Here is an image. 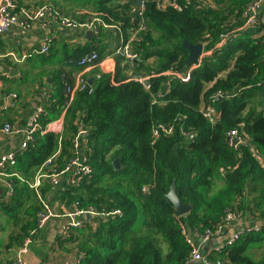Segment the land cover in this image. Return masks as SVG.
<instances>
[{
  "label": "trees",
  "instance_id": "1",
  "mask_svg": "<svg viewBox=\"0 0 264 264\" xmlns=\"http://www.w3.org/2000/svg\"><path fill=\"white\" fill-rule=\"evenodd\" d=\"M117 1L38 2L75 21L92 17L89 9H96L110 25H100L93 40L76 48L69 70L60 71L61 105L69 99L64 89L83 67L81 57L95 52L97 63L102 52L97 43L113 30L109 41L117 58L114 82L103 76L90 93L75 92L64 112L66 131L58 134L62 163L70 157L79 124L86 130L90 173L79 184L68 185L69 200L80 207L121 211L95 228L86 224L69 234L67 240L81 255L80 264H194L189 263L188 231L198 235L213 231L228 210L262 224L250 225L253 228L234 243L217 250L219 243L202 254L215 264H264V3L255 22L247 25L251 15L247 8L258 0H195L197 4L177 0L181 10L171 0H153L143 4L141 15L132 12L131 4ZM184 40L201 43L210 52L197 58L188 80L172 78L165 87L162 73L188 71ZM221 40L225 42L219 45ZM53 42L49 53L54 51ZM127 42L139 57L136 72L148 76L149 88L122 72L117 50ZM45 118L43 114L40 121ZM158 125L172 130L154 137L152 130ZM231 129H237L245 142L228 145ZM58 136H41L48 145L43 158L53 153ZM32 152L31 144L19 157L20 168L39 163ZM114 159L119 160L118 168ZM172 181L181 202L191 206L187 214L177 215L166 197ZM14 188V196L1 204V210L15 224L25 213L27 217L18 232L8 235L5 248L21 244L39 210L36 200L22 209L28 188L25 184ZM21 209L25 213L19 215ZM227 231L217 239H225Z\"/></svg>",
  "mask_w": 264,
  "mask_h": 264
},
{
  "label": "crops",
  "instance_id": "2",
  "mask_svg": "<svg viewBox=\"0 0 264 264\" xmlns=\"http://www.w3.org/2000/svg\"><path fill=\"white\" fill-rule=\"evenodd\" d=\"M137 1L140 0H118L117 3L121 5L129 3L134 7H132L133 13L138 14V11H141L142 14L141 4L138 5ZM38 2L40 0H16L14 11L21 22L29 20L28 15L40 6ZM195 3L197 4V1ZM89 10L92 17L83 20L76 19V21L81 23L90 22L91 25L88 28L69 29L64 28L61 24H42L38 21L31 24L30 28H24L22 24H16L0 35V155L13 152L16 156L14 164H8L3 168L5 177L0 178V264H8L18 257V246L5 248V244L9 238L8 235L18 232L23 223V218L27 217L25 210L22 209L30 208L34 200L38 203L39 210L36 212L33 227H35L37 222L38 214L45 211L46 207L53 212L54 216L50 217L47 223L34 236L27 251L22 255L23 264H67L77 258L81 260V255L75 249L74 244L67 240L74 228L70 229L68 233L65 232L64 225L68 219H63L60 216V214L69 213L77 207L75 202L69 200L67 192L69 190L68 185L77 184L72 181L76 176L74 172L62 173L55 180H52L49 176L56 172H61L74 157L81 160L82 157H85V150L87 149V142L84 137L86 130L82 124H79L78 131L72 139L69 151L70 157L62 163L58 160L63 148L61 136H58V134H63L66 131L67 121L64 120V112L71 100V98L68 99L65 105H61L57 101L60 94H62L61 85L59 84L60 71L69 70L70 66L68 64L76 55V48L85 45L88 40H93L99 32L98 28L100 25L110 26L103 23L101 19L103 12L92 8ZM107 29L105 28V30ZM86 31H91L93 35L86 37ZM111 31L109 30L106 33L105 41L97 43L98 48L102 49L101 58L98 59V62L91 67L86 68L85 66L81 72L79 70V74L86 78L91 87L97 85V82L103 76L114 82L113 77L115 76L117 64L115 59L117 61V58H115L114 51L111 52L114 46L109 41L112 38ZM113 34L118 37L117 33ZM47 39L54 41L52 44L54 46L53 53L42 54L44 55L43 57L38 53H33ZM124 46H128L130 50L127 42L117 52L122 56L120 64L125 77L127 79L144 77L147 80L148 76L139 75L136 72L138 64H135V62L139 60L138 55L136 54V59L129 60L123 53ZM130 52L132 51L130 50ZM209 52L203 49L202 54L198 58H202ZM150 59L152 58L150 57L148 61ZM195 64L196 62L191 65ZM126 65L127 67L125 68ZM46 70L47 72L41 74ZM52 70L55 72H51ZM57 71L58 84H55ZM64 92H66V89H64ZM257 108L260 109V107ZM43 114H46V118L41 122L40 117ZM34 118L40 124L42 131L34 134L33 139L30 142H26V148L22 149V143L27 140L26 131L31 126ZM6 125L10 127V132L8 133L2 131V128ZM81 130L85 132L81 134ZM47 133L57 135L58 141L52 151L53 153L43 158V150L47 151L48 145L41 136ZM37 134V141L33 143ZM31 144L34 147L32 154L39 159V163L22 169L18 164L19 157L25 153ZM15 179L19 181L16 185ZM8 184H10L11 190ZM22 184H25L28 189L22 195V209L19 215L23 212L25 214L18 224H15L16 221L14 222L9 214L1 210V204L14 196V186L21 187ZM84 217H82L84 225L89 224L93 228L100 222L106 221V218H102L99 221L89 216H86L88 219ZM256 222L260 221L237 215L228 228L227 235ZM188 236L192 243L198 246L201 253L216 247L219 243L223 244L225 242V236L219 239L213 238L208 242L202 241V235L191 233L190 231H188ZM194 264L199 263L194 262Z\"/></svg>",
  "mask_w": 264,
  "mask_h": 264
},
{
  "label": "built area",
  "instance_id": "3",
  "mask_svg": "<svg viewBox=\"0 0 264 264\" xmlns=\"http://www.w3.org/2000/svg\"><path fill=\"white\" fill-rule=\"evenodd\" d=\"M142 5L140 9L142 10L143 4L146 2H150L153 0H141ZM185 3H190L189 0H184ZM177 0H171V3L178 8V10H181V5L176 3ZM264 3V0H258L253 3H251L247 11L251 14L246 24L251 25L255 22V14L260 10L259 8ZM16 7V0H0V35H2L4 32L8 31L12 26L16 24H22L24 28H30L31 24L40 21L42 24H61L64 28H75V29H84L88 28L91 24L89 23H81L77 22L75 20H72L67 17L60 16L56 11H54L51 6L47 4L40 5L33 13L29 14V20L24 22L20 21L17 13H15L14 9ZM138 15H141V11H138ZM31 20V21H30ZM30 21V23H29ZM141 28L144 27L143 25L140 26ZM51 39H47L44 44L40 46L38 50H34L33 53L38 54H47L49 45H50ZM222 41L219 45L222 44ZM123 53L129 60H134L137 58L136 54L130 52L128 46H124ZM96 58V54L94 52L90 54H86L80 59V64L82 69L87 67L94 66L93 64H96L95 61H93ZM196 65H191L189 67L187 72L177 73L175 74L176 79H180L181 81H186L189 78V70L190 68H194ZM81 69V70H82ZM80 70V72H81ZM78 72L75 76L74 82L71 85L66 86V93H68L69 99L72 98L73 94L77 91H83L87 90L88 93L92 91V87L88 84L86 78L82 76V74H79ZM136 80L139 82L145 84L146 88H149V85L147 84V81L144 77H139ZM212 110H209L206 115H209ZM163 130L165 134H169L172 130L171 126H162L158 125L153 128L152 134L154 137H157L160 134V131ZM2 131L8 133L10 132V127L8 125L4 126L2 128ZM38 131H42L40 124L36 121V118H34L33 122L31 123V126L26 131L27 140L22 143V149L26 148V142H30L33 139V135L36 134ZM85 131L81 130L80 133L83 134ZM234 139H236V142H234ZM244 139L239 133L237 129H231L227 133V143L230 146L235 147L238 144L244 143ZM251 149H253L251 147ZM16 160V156L13 152H8L6 154L0 155V178L5 177V173L3 172V168L8 164H14ZM66 172H74V175L76 178L72 180L73 182L79 184L85 176H87L90 173V168L88 164L86 163L85 157H82L81 160H79L77 157H74L70 160V162L65 166L64 169H62L61 172H56L54 174H51L49 177L52 180H55L59 175H62V173ZM76 184V185H77ZM10 190L11 186L8 184ZM77 204V203H76ZM121 214V211L119 209L116 210H105V209H98L94 206H84L80 207L77 205L72 211L69 213L60 214V216L63 219H68V221L64 225V231L69 232L72 228H82L84 226V222L82 220L83 216H89L91 218L100 217V218H108L110 216ZM54 216L53 212L49 208L46 207L45 211H42L38 214L37 222L35 224V227L31 228L21 244L18 246V257L16 260H13L9 262L8 264H23L24 261L22 259V255L25 254L27 251V248L29 244L32 242L34 236L37 234L38 230L43 227L48 219L50 217ZM237 214L232 211L228 210L224 217L222 222L217 226L216 229L213 231L206 230L204 234L201 236V239L203 242H208L209 240L213 238H217L221 236L222 232L225 229H228L231 226V223L236 219ZM253 227H245L240 228L236 231L231 232L228 236L225 238V242L221 244L220 246L216 247V249H220L222 245L226 244H232L234 243L241 233L244 231H250ZM186 241L191 245V252H190V258L189 263L196 262L197 260L201 261V264H215L211 261H209L200 251L198 246H195L191 239L189 237H186ZM67 264H80V259H74L71 262Z\"/></svg>",
  "mask_w": 264,
  "mask_h": 264
},
{
  "label": "water",
  "instance_id": "4",
  "mask_svg": "<svg viewBox=\"0 0 264 264\" xmlns=\"http://www.w3.org/2000/svg\"><path fill=\"white\" fill-rule=\"evenodd\" d=\"M137 4L140 5V1H137ZM73 30V29H71ZM86 37H91L93 33L91 31H86ZM183 47L187 50V56L185 60V66H190L191 64L195 63L197 61V58L199 55L202 54L203 52V45L201 43L197 44H191L187 42L186 40L183 41ZM90 82V80H89ZM259 110V108H258ZM234 142H236V139H234ZM113 166L114 168H118L119 166V160L114 159L113 160ZM166 197L170 200L172 205L174 206L175 213L179 216L187 214L191 208L189 204L182 203L181 200L178 198L176 194V186H175V181H172L169 192L166 194ZM85 219H88L86 216L84 217ZM95 220H101L102 218L100 217H95ZM262 222H256L253 223V225L260 226ZM199 264H201L200 260H197Z\"/></svg>",
  "mask_w": 264,
  "mask_h": 264
},
{
  "label": "rangeland",
  "instance_id": "5",
  "mask_svg": "<svg viewBox=\"0 0 264 264\" xmlns=\"http://www.w3.org/2000/svg\"><path fill=\"white\" fill-rule=\"evenodd\" d=\"M190 4L195 2V0H189ZM140 4L142 5V1L140 0ZM261 9V7L259 8ZM84 11V10H83ZM225 41L223 40L222 41V44L224 43ZM175 72H172L171 70H168V71H165L164 73H162V76L165 77V80H166V83L164 84V86L166 87L168 85V83L172 80V78H175Z\"/></svg>",
  "mask_w": 264,
  "mask_h": 264
}]
</instances>
